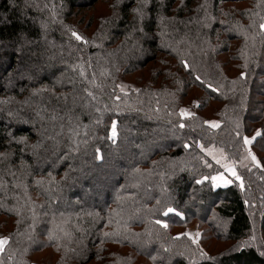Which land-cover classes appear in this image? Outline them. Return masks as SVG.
Instances as JSON below:
<instances>
[{"label":"trees","instance_id":"16d2710c","mask_svg":"<svg viewBox=\"0 0 264 264\" xmlns=\"http://www.w3.org/2000/svg\"><path fill=\"white\" fill-rule=\"evenodd\" d=\"M262 26L264 0H0V264H191L178 229L213 215L242 245L197 264H264Z\"/></svg>","mask_w":264,"mask_h":264},{"label":"rangeland","instance_id":"374dc122","mask_svg":"<svg viewBox=\"0 0 264 264\" xmlns=\"http://www.w3.org/2000/svg\"><path fill=\"white\" fill-rule=\"evenodd\" d=\"M106 5L107 4L98 3L97 4V10L99 12H102L103 10H107ZM43 40L46 42L45 39H43ZM44 41H42V44L45 45ZM27 46H29V45H27V44L22 45L21 46L22 51L23 50L26 51ZM47 47L50 50L52 49V47L49 45V43H48ZM26 53H27V51H26ZM20 74H21L20 75L21 77L26 76L23 73H20ZM199 94H201L199 91L197 93H194V92L192 93L191 97L186 102V105L181 108V113H182V110H184L182 113V116H187L193 112V106L198 104L197 99H198ZM257 133H258V131L255 132V135ZM111 135L113 136V132ZM246 138L249 140V143L246 144L249 148V144L252 142L253 135L247 136ZM154 146H156V145H154ZM141 152H142V150L140 151V155L142 156ZM124 159H125V161H123ZM124 159H122L120 156L116 157V160L123 162L125 165V164H127L128 158L127 159L124 158ZM256 159L257 158H255V160ZM45 162L46 161L40 162L37 164L35 163V164L42 167L45 165ZM223 167H224L223 172L215 174L211 178V181H212V184L214 187H224L230 183L232 177H236V173H235L233 166L226 163ZM214 178H216V179H214ZM141 190H143L144 194H146L145 192H147L149 189L146 186V187H143ZM143 191L141 192V194H143ZM84 198L88 199L85 195H84ZM93 199L98 200V198H93ZM60 200L61 201L58 200L60 208L61 209H69V205H68L66 199L62 197ZM89 202L92 203L93 201L90 200ZM258 218H259V213L255 212V221H253V223H254V225H253L254 234H252L250 236L254 237V238L258 237L255 245L258 248L259 253L262 254L264 257V233L262 231L258 230V227H257L258 226ZM209 220L211 222L210 226L201 225V227H200L199 223L197 221H192L189 225L181 227L178 229L180 231L182 230L181 232H178L179 236H181L183 239L190 240L197 247L196 250L194 251V250H188L186 248V246L184 245V248H186L188 252H185L183 249H181L183 252H185L186 257L189 258V262L191 264H195V263L197 264L199 260H201L203 258H207V257H202V255H204V254H205V256H213V257L217 258V257H220L221 254L225 255L228 253H232L236 250H239V248L242 245L241 241L226 239L227 220H225V218H223L219 215H217V216L213 215L211 217V219H209ZM161 223L165 224L164 222H161ZM204 230H205V235H204L205 238L208 237V239L206 241H203V231ZM217 233L220 234V237L215 236V234H217ZM0 239L6 240V238H4V237L0 238ZM138 244L140 245L139 246L140 248L146 247V245H144L142 242H139ZM4 245H5V243L2 245V247H0V250L3 249ZM182 245L183 244H180V243L178 244L179 247H181ZM158 249H159V246L155 245L153 248V251H158ZM148 250L152 251L150 249H148ZM174 250H175L174 253L169 254L167 256L162 254L161 260H163L165 263H167V262H170V259H172V257L178 256L179 255L178 252L180 251L179 248L174 246ZM190 252H192V253H190ZM31 264H44V263L33 262Z\"/></svg>","mask_w":264,"mask_h":264},{"label":"snow or ice","instance_id":"6c2138e0","mask_svg":"<svg viewBox=\"0 0 264 264\" xmlns=\"http://www.w3.org/2000/svg\"><path fill=\"white\" fill-rule=\"evenodd\" d=\"M262 27H264V26H262ZM72 34H73V36L76 37V39H78V40L81 39V37L79 35H77L75 32H73ZM183 111L184 110H182V113H183ZM212 126L213 127H216L217 125L215 123H213ZM258 135H259V133H258ZM113 136H115V130H113ZM245 143L246 144L249 143V140L247 138H245ZM253 160H255V157L254 156H253ZM214 179H216V178H214ZM198 183H199V181H198ZM172 211H174V209H171V208L168 209V212H172ZM165 214H167V213H165ZM158 223H159V221H158ZM4 243H6V240L0 239V247H2V245Z\"/></svg>","mask_w":264,"mask_h":264},{"label":"crops","instance_id":"0c3cea01","mask_svg":"<svg viewBox=\"0 0 264 264\" xmlns=\"http://www.w3.org/2000/svg\"><path fill=\"white\" fill-rule=\"evenodd\" d=\"M231 176V175H230Z\"/></svg>","mask_w":264,"mask_h":264}]
</instances>
